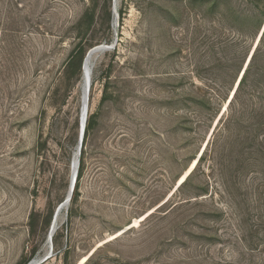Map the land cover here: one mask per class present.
Returning <instances> with one entry per match:
<instances>
[{"label": "rangeland", "instance_id": "obj_1", "mask_svg": "<svg viewBox=\"0 0 264 264\" xmlns=\"http://www.w3.org/2000/svg\"><path fill=\"white\" fill-rule=\"evenodd\" d=\"M261 24L264 0H0V264L47 254L80 66L114 41L91 73L92 128L40 264H81L96 247L84 264H264Z\"/></svg>", "mask_w": 264, "mask_h": 264}, {"label": "bare ground", "instance_id": "obj_2", "mask_svg": "<svg viewBox=\"0 0 264 264\" xmlns=\"http://www.w3.org/2000/svg\"><path fill=\"white\" fill-rule=\"evenodd\" d=\"M96 47H98V46H95V48ZM99 48V47H98ZM95 49V50H93L92 52H90V54H88L86 57H85V59H84V61H83V65H82V86H83V98H82V105H81V109H82V112L80 113V122H81V118L83 119L84 118V115H85V108H86V119H87V99H88V95H89V90H90V85H91V73H92V71H93V68H94V66H95V61H96V59L98 58V56L99 55H101L103 52H105L106 50H99V49ZM251 57V56H250ZM250 59V58H249ZM249 59H248V61H249ZM245 69H246V67L245 68H243V70L245 71ZM244 71L242 72V75H243V73H244ZM88 77H90V85H89V88H88V90H87V80H88ZM239 84V83H238ZM238 84H237V86H238ZM236 85V84H235ZM237 86H236V88H237ZM235 87V86H234ZM236 90V89H235ZM235 90L233 89V91H232V94H231V96H230V98H229V100H228V103H227V105L229 104V102H230V100L232 99V97H233V95H234V93H235ZM205 148V147H204ZM204 152V150H201V152ZM77 149H76V151H75V153L73 154V160H72V163H71V166H72V176H73V174H74V170H75V164H76V157H77ZM201 152L199 153V155L197 156V158L200 156V154H201ZM78 157H80V154L78 155ZM196 160V159H195ZM196 164V161L194 162V164H193V167H194V165ZM79 167V166H78ZM193 167L190 165V168L186 171V173H184L177 181V183H176V185L174 186L175 188L176 187H178L181 183H182V181L187 177V175L191 172V170L193 169ZM77 171H78V169H77ZM72 176H71V178H72ZM76 177H77V172H76ZM75 181H76V179H75ZM71 182V181H70ZM173 189L171 192H172V194H173V192H174V190H176V189ZM70 189V188H69ZM74 189V188H73ZM72 194H73V190H72ZM72 194H71V196H70V199H71V197H72ZM69 198V191H68V194H67V197L65 198V199H68ZM70 199H69V202H70ZM64 201V200H63ZM62 201V202H63ZM69 202H68V204H64L63 205V207L61 208V210H60V212H59V214H58V216H57V218H56V220H55V222L53 223V226H55L56 228H55V231L53 232V235H52V238H53V236H54V234H55V232H56V230L58 229V227H59V225H60V214H61V211L63 210V209H65L66 208V206L68 207V205H69ZM138 222V219H135V221L133 222L134 224H136ZM52 233V230H51V232H50V234ZM48 234H49V231H48V233H47V236H48ZM51 238V239H52ZM52 245H53V240H52ZM97 248V247H96ZM95 248V249H96ZM94 249V250H95ZM94 250H92L86 257L88 258L93 252H94ZM49 252V249H48V244H46V252ZM47 252V253H48ZM46 255V254H45ZM44 255V256H45ZM86 259H84V261H85ZM32 262H30L29 264H31ZM80 264V263H79Z\"/></svg>", "mask_w": 264, "mask_h": 264}, {"label": "water", "instance_id": "obj_3", "mask_svg": "<svg viewBox=\"0 0 264 264\" xmlns=\"http://www.w3.org/2000/svg\"><path fill=\"white\" fill-rule=\"evenodd\" d=\"M114 6H115V4H114ZM263 30H264V24L262 25V27H261V30H260V36H261V34H262V32H263ZM260 38V37H259ZM114 45H115V41L114 42H111L110 44H101V45H97L99 48V50H108V49H111V48H113L114 47ZM95 47H92L91 49H89L87 52H86V54H85V56H87L88 54H90V52L94 49ZM85 56H84V58H85ZM83 61H84V59H83ZM246 64H247V62H246ZM246 66V65H245ZM245 66H244V68H245ZM244 70L242 69L241 70V72H240V76H242V72H243ZM240 76H239V78H238V80H237V82H236V85H235V87H234V90L236 89V86H237V84H238V82H239V80H240ZM89 85H90V77H88V80H87V90H88V88H89ZM85 125H86V108H85V115H84V118L82 119L81 118V122H80V129H79V136H78V143H77V147H76V149H77V157H76V164H75V170H74V174H73V176H72V178H71V182H70V186H69V198L68 199H64V201L63 202H61L58 206H57V208L55 209V211H54V214H53V217H52V220H51V223H50V225H49V234H48V236H47V238H46V244H48V249H49V252L45 255V256H43L42 258H40L39 260H35V259H33L32 261H30V262H32L31 264H40L41 262H43L45 259H47L48 257H50L51 255H52V235H53V232L55 231V226H53V223L55 222V220H56V218H57V216H58V214H59V212H60V210H61V208L63 207V205L64 204H68V202H69V199H70V196H71V194H72V190H73V188L75 187V179H76V172H77V169H78V166H79V157H78V155L80 154V150H81V146H82V141H83V137H84V131H85ZM51 230H52V233L50 234V232H51Z\"/></svg>", "mask_w": 264, "mask_h": 264}, {"label": "trees", "instance_id": "obj_4", "mask_svg": "<svg viewBox=\"0 0 264 264\" xmlns=\"http://www.w3.org/2000/svg\"><path fill=\"white\" fill-rule=\"evenodd\" d=\"M89 12H86L85 14H84V17H86V16H89ZM261 26H262V24H261ZM261 26H260V28H261ZM259 28V29H260ZM261 30V29H260ZM264 39V30H263V32H262V34H261V36H260V38H259V43H261L262 41H264L263 40ZM258 46V45H257ZM264 46V45H263ZM257 50H258V48H256L255 49V51H254V53H253V55L251 56V58H250V61H249V63H248V65H247V67H246V69H245V71H244V73H243V75H242V77H241V79H240V81H239V84H238V87H237V89L235 90V93H234V95H233V97H232V99L231 100H233V98H235V96H236V93H237V91H238V89L244 84V82H245V80H246V77H247V75H248V72H249V69H251V65H252V61L254 60V57H255V54H256V52H257ZM74 52H76V51H74ZM77 53V52H76ZM75 53V54H76ZM74 54H72L71 55V60L74 58ZM82 57H83V54H82V52L79 54V61H81V59H82ZM71 60L69 61V63L68 64H70V62H71ZM83 64V63H82ZM80 69H81V78H82V68H81V66H80ZM90 92H91V90H90ZM103 99H105V96H103ZM230 100V101H231ZM88 117V116H87ZM92 128V119L91 118H89L88 120L86 119V125H85V131H84V135L85 134H87L88 133V131L90 130ZM82 143H83V141H82ZM206 148V147H205ZM205 148L203 149V150H205ZM197 155H198V153H197ZM197 155L191 160V162L189 163V165L187 166V168L184 170V171H186V170H188L189 168H190V165L192 164V162L194 161V159H196V164L194 165V167H193V169L191 170V172L187 175V177L182 181V183L178 186V187H174L175 189H177V188H180L182 185H184V183L188 180V178L190 177V175H191V173H192V171H194L195 170V168L197 167V165H198V163H199V161L201 160V157H202V155H203V151L201 152V154H200V156L197 158ZM80 158V157H79ZM183 171V172H184ZM183 172L181 173V175L183 174ZM180 175V176H181ZM179 176V177H180ZM178 177V178H179ZM178 178H177V180H178ZM77 180V179H76ZM175 181V183L176 182H178V181ZM75 183H76V181H75ZM175 185V184H174ZM74 189H75V187H74ZM74 189H73V192H74ZM174 193V192H173ZM71 199H72V197H71ZM49 229V228H48ZM125 231H127V230H125ZM124 233V232H123ZM122 233V234H123ZM95 252V251H94ZM93 252V253H94ZM92 253V254H93ZM91 254V255H92ZM90 257V256H89ZM89 257L87 258V260L89 259ZM86 260V261H87ZM85 261V262H86ZM84 262V263H85Z\"/></svg>", "mask_w": 264, "mask_h": 264}, {"label": "snow or ice", "instance_id": "obj_5", "mask_svg": "<svg viewBox=\"0 0 264 264\" xmlns=\"http://www.w3.org/2000/svg\"><path fill=\"white\" fill-rule=\"evenodd\" d=\"M85 259H87V257H85ZM81 264H84V261H81Z\"/></svg>", "mask_w": 264, "mask_h": 264}]
</instances>
